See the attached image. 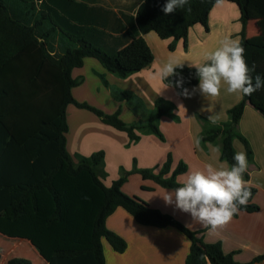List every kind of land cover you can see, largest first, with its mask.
<instances>
[{
  "label": "trees",
  "instance_id": "1",
  "mask_svg": "<svg viewBox=\"0 0 264 264\" xmlns=\"http://www.w3.org/2000/svg\"><path fill=\"white\" fill-rule=\"evenodd\" d=\"M238 5L243 28L240 44L255 65L253 76L264 77V44L247 38V25L254 20L264 42V0H227ZM166 0H144L135 24L127 32L126 45H111L97 27L100 7H89L81 0H0V234L29 240L46 261L45 264H106L104 241L118 253L126 251L127 241L107 227V218L124 208L146 226L174 227L191 241L185 264H255L238 263L223 252L220 243H206L201 232L193 231L172 215L144 207L119 191L126 178L113 186L104 184V151L80 157L75 163L67 150V108L74 104L95 113L104 123L127 132L133 140L139 133L162 137L159 120L173 115L172 107L159 98L155 110L143 122L126 123L121 110L107 114L89 103L77 101L72 93L81 84L72 72L84 65L86 58L98 59L107 71L126 78L149 67L154 54L143 34L154 31L162 39L172 38L170 50L179 40L188 48L189 29L203 25L209 31V13L216 0H189L188 5L165 15ZM191 9L188 11V9ZM251 46V49H250ZM246 61L249 60L245 58ZM248 61V62H250ZM252 65V66H253ZM199 84L196 68L183 65L166 78L170 85ZM121 93L127 103L135 96ZM134 112L144 109L140 101ZM264 116V88L229 109V123H213L202 132V140L221 139V158L229 166L235 163L234 140L246 147L248 159L253 151L238 126L247 103ZM140 107V108H139ZM171 158L160 174L139 172L158 184L173 188L182 184L178 174L187 170L180 163L170 178ZM244 180L249 174L244 173ZM251 190L252 200L255 194ZM255 205L241 206L252 210ZM236 214L235 216H237ZM7 264H32L26 258H11Z\"/></svg>",
  "mask_w": 264,
  "mask_h": 264
},
{
  "label": "crops",
  "instance_id": "2",
  "mask_svg": "<svg viewBox=\"0 0 264 264\" xmlns=\"http://www.w3.org/2000/svg\"><path fill=\"white\" fill-rule=\"evenodd\" d=\"M84 1L89 7H100L96 21L100 24L97 27L110 44L126 45L127 32L135 24L138 8L144 0ZM251 23L256 21L252 20L247 25V38L250 41ZM242 28L238 5L223 0L222 5L215 4L209 13V31L201 24L189 29L187 49L184 40H179L175 49L170 50L172 38L162 39L154 31L143 34L154 54V61L146 69L126 78L107 71L98 59L86 58L84 65L72 72L75 79L82 80L81 84L72 90L77 101L89 103L107 114H113L120 109L121 119L129 124L145 121L155 110L159 98L166 102L165 105L172 107L173 115L161 116L159 130L162 137L155 133L140 132V138L133 140L127 132L104 123L92 111L71 104L67 108V150L75 163H79L80 157H90L96 152L104 151L105 176L102 180L106 186L111 187L115 181L125 177V182L118 188L124 195L140 202L146 208L172 215L189 229L201 232L206 243H220L223 252L231 255L238 263H250L262 256L255 264H264V116L250 102L245 107L238 130L250 143L252 160L248 159L246 147L240 139L234 140V147L236 152L244 151L247 154L249 180L245 181L248 188L255 189V194L248 204L257 208L241 209L226 226L212 231L194 221L190 214L177 209L174 204L165 203L161 196L166 190L172 191L173 188L164 187L139 172L150 170L154 174H160L170 157V172L165 174L164 178H170L182 162L187 165V170L176 176V180L182 184L190 171L202 170L209 163L217 166L225 163L230 167L221 158V139L205 142L201 139L202 132L213 123H229L228 111L243 99V95L229 94L225 90L226 86H222L219 96L205 97L199 91V84L187 87L170 85L166 79L159 77L158 71L169 59L196 68L194 65L205 63L206 54L214 51L225 39L240 43ZM256 33L260 39L259 29ZM257 43L264 44L263 40ZM252 65L251 61L248 62L249 67ZM104 80L111 87L132 93L138 98L144 105V109H139L141 113L132 111L126 100L113 98L110 92L112 90L106 86ZM166 85L168 87H165ZM184 89L188 90V95L182 94ZM210 116L217 118L215 122ZM200 117L207 119L211 124H204ZM106 224L128 244L125 252L118 253L104 241L106 264L186 262L191 241L174 227L142 225L121 207L107 218ZM8 238L28 244L34 255H38L34 264L46 263L29 240Z\"/></svg>",
  "mask_w": 264,
  "mask_h": 264
},
{
  "label": "clouds",
  "instance_id": "3",
  "mask_svg": "<svg viewBox=\"0 0 264 264\" xmlns=\"http://www.w3.org/2000/svg\"><path fill=\"white\" fill-rule=\"evenodd\" d=\"M188 3L189 0H166L161 10L165 15L173 14ZM216 4L222 5L223 0H216ZM245 51L238 41L225 39L214 51L206 54L205 63L194 65L201 94L217 97L222 86H226L225 90L229 94L251 96L264 88V77L252 75L255 65L248 66ZM182 66V63L169 59L159 68L158 75L165 80L175 75L176 69ZM181 86L182 80L177 81V87ZM182 94L188 95V90L184 89ZM209 118L213 122L217 119ZM233 160L235 163L230 167L225 163L218 166L209 163L202 170L190 171L181 186L172 191L166 190L161 197L166 204H174L204 227L212 231L223 228L239 213L241 206L247 205L252 195L244 180V173L248 169L247 154L244 151L236 152Z\"/></svg>",
  "mask_w": 264,
  "mask_h": 264
},
{
  "label": "rangeland",
  "instance_id": "4",
  "mask_svg": "<svg viewBox=\"0 0 264 264\" xmlns=\"http://www.w3.org/2000/svg\"><path fill=\"white\" fill-rule=\"evenodd\" d=\"M257 23V22H256ZM256 23H251L250 24V29L252 31V36L251 39L252 43H257V41H262L263 39L260 38L259 39V35L256 33L259 26ZM261 36V33H260ZM251 49V46H250ZM245 58H248L249 60L246 61V63L248 64V61H250V54H246L245 53ZM114 89H116L115 87H113ZM117 92H121L120 90L116 89ZM112 92V91H110ZM111 95L113 96V98L118 99V100H126L121 93L115 95L114 93H111ZM134 100L131 101V105H129V103H127V105L129 106V108L132 110V108H137L138 106L136 105V103L134 101H139L138 98H134ZM127 102V101H126ZM134 111V109L132 110ZM14 251V252H13ZM37 257L38 255H34V252L29 248V245H25L22 243H19V241L17 240H12L6 236H3L0 234V264H5V262L8 259L11 258H26L28 260H30L32 262V264H34L37 261Z\"/></svg>",
  "mask_w": 264,
  "mask_h": 264
}]
</instances>
